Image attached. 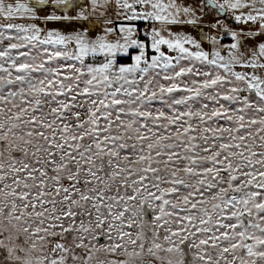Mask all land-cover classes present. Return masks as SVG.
I'll list each match as a JSON object with an SVG mask.
<instances>
[{"label":"snow or ice","instance_id":"1","mask_svg":"<svg viewBox=\"0 0 264 264\" xmlns=\"http://www.w3.org/2000/svg\"><path fill=\"white\" fill-rule=\"evenodd\" d=\"M0 264H264V0H0Z\"/></svg>","mask_w":264,"mask_h":264},{"label":"rangeland","instance_id":"2","mask_svg":"<svg viewBox=\"0 0 264 264\" xmlns=\"http://www.w3.org/2000/svg\"><path fill=\"white\" fill-rule=\"evenodd\" d=\"M58 14H59V13H58ZM66 23H68V22H52V23L49 25V27H55V28L63 29V28H64V25H65ZM81 23H83V22H76V27L79 28V25H80ZM205 27H206V26H205ZM67 30H68V31H71L72 29H71V27H69ZM99 33H100V29H99V28L95 29L94 34H99ZM209 34H214V31H210ZM206 50H208L207 47H206ZM238 70H239V69H238Z\"/></svg>","mask_w":264,"mask_h":264}]
</instances>
